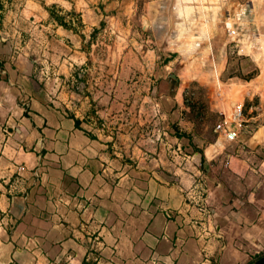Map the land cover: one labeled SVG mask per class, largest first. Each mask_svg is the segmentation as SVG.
<instances>
[{
	"label": "crops",
	"instance_id": "crops-1",
	"mask_svg": "<svg viewBox=\"0 0 264 264\" xmlns=\"http://www.w3.org/2000/svg\"><path fill=\"white\" fill-rule=\"evenodd\" d=\"M172 2L174 30L182 26L191 40L219 36L231 20L233 42L255 61L261 55L264 0ZM21 72L0 60V264H264V135L250 131L228 154L233 187L221 190L222 181L211 192L209 217L188 204L170 161L168 173L110 170L113 161L128 164ZM245 114L225 125L240 129L245 117L251 126ZM242 135L218 142L212 155Z\"/></svg>",
	"mask_w": 264,
	"mask_h": 264
},
{
	"label": "rangeland",
	"instance_id": "rangeland-1",
	"mask_svg": "<svg viewBox=\"0 0 264 264\" xmlns=\"http://www.w3.org/2000/svg\"><path fill=\"white\" fill-rule=\"evenodd\" d=\"M172 8V0H0V60L30 71L50 106L103 136L128 164L110 170L168 173L170 161L188 204L210 217L211 192L222 181L221 190L233 187L228 154L264 135V44L256 61L244 54L231 20L221 35L206 36L203 24L206 34L191 40L174 30ZM234 111L255 118L241 120L247 137L213 156Z\"/></svg>",
	"mask_w": 264,
	"mask_h": 264
},
{
	"label": "built area",
	"instance_id": "built-area-1",
	"mask_svg": "<svg viewBox=\"0 0 264 264\" xmlns=\"http://www.w3.org/2000/svg\"><path fill=\"white\" fill-rule=\"evenodd\" d=\"M234 113L236 114V117L238 119V117L242 115L243 111H234ZM237 119H236V121H237ZM225 122H226V120H225ZM239 125H241V122H239ZM220 137H222L223 140H233V139H237L239 137V129L238 128H231L230 129L228 126H226L223 129V133L221 134ZM20 169H24V167H20ZM33 174H34V177L35 178L39 177L38 170H36Z\"/></svg>",
	"mask_w": 264,
	"mask_h": 264
},
{
	"label": "trees",
	"instance_id": "trees-1",
	"mask_svg": "<svg viewBox=\"0 0 264 264\" xmlns=\"http://www.w3.org/2000/svg\"><path fill=\"white\" fill-rule=\"evenodd\" d=\"M77 124L78 125L80 124L79 121H77ZM202 160H205V155L204 154L202 155Z\"/></svg>",
	"mask_w": 264,
	"mask_h": 264
}]
</instances>
